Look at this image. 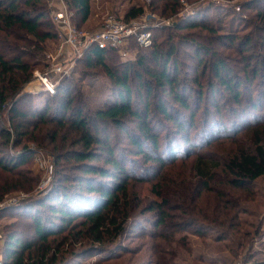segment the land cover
I'll list each match as a JSON object with an SVG mask.
<instances>
[{
	"label": "trees",
	"instance_id": "16d2710c",
	"mask_svg": "<svg viewBox=\"0 0 264 264\" xmlns=\"http://www.w3.org/2000/svg\"><path fill=\"white\" fill-rule=\"evenodd\" d=\"M65 1L81 22H86L90 0ZM215 2H202L199 12L206 15L205 11L215 8V24L184 18L168 28H158L177 33L199 31L182 34L181 39L168 35L158 43L153 34L151 45L142 47L140 53L144 54L134 60L122 58L115 49L89 47L77 64L100 67L112 83L114 100L88 115L83 107L91 111L90 101L81 86H73L72 77L63 79L54 94L43 92L44 103L38 95L23 93L34 78L45 42L57 39L58 31L43 0H0V203L24 196L19 204L1 212V216L12 212L21 216L4 227L3 264H72L78 253L105 251L108 245L134 230L146 229V225L154 229L152 238L168 243L189 228L200 237L215 229H240L241 197L215 190L211 184L222 169L234 176L223 182L224 186L246 190L264 176V147L257 146L256 152L251 148L237 150L223 162L218 157L203 159V154L226 141L237 142L257 125L253 123L259 121L256 110L263 98L241 94L240 80L230 70L233 58L218 54L213 45L234 51L242 73L248 75L250 68L252 76H246L247 81L259 74L264 81V12L256 10L263 52L251 49L250 56L248 47L255 46L254 39L248 35L238 41L232 27L226 31V14ZM245 3L243 9H252L256 2ZM152 4L162 15L171 17L179 12L180 0H152ZM143 14L142 8L132 9L125 18L130 21ZM184 46L193 51L191 57L197 66L193 76L180 79L178 53ZM257 53L262 63H253ZM109 55L120 62L110 66L106 61ZM148 56L152 65H148ZM134 66L153 80L142 82V76L137 75L139 100L133 98L129 81ZM208 71L209 96L202 81ZM216 81L229 93L228 102L221 104L214 98ZM151 96L155 103L150 102ZM27 100L30 105L26 107ZM260 135L258 132L256 142ZM36 148L52 155L53 180L46 193L39 191L38 177L24 168ZM191 160L192 173L186 175ZM142 184L148 185L154 196L147 205L137 191ZM214 191L215 213L207 216L201 202ZM163 242L153 245L159 256H165ZM156 264L165 263L157 257Z\"/></svg>",
	"mask_w": 264,
	"mask_h": 264
},
{
	"label": "rangeland",
	"instance_id": "374dc122",
	"mask_svg": "<svg viewBox=\"0 0 264 264\" xmlns=\"http://www.w3.org/2000/svg\"><path fill=\"white\" fill-rule=\"evenodd\" d=\"M185 4L179 5V12L171 17H166L161 14L160 11L154 9L152 0H90V15L86 22H81V17L76 15L75 12L70 8L65 0H43L46 9L48 10V18L54 21L56 14L63 13L67 19V25L55 22L56 30L58 31V38L55 40H47L44 44V53L40 54L39 65L36 66L35 72H49L51 73L52 80H55L57 75L51 72L53 66L51 67V60L49 56H53L56 62H61L60 64L66 65L67 62H73L70 70V76L72 81H74L73 86L78 88L81 86L83 88L84 94L88 97L90 101L89 111L88 107H83L84 114H91L96 108L105 107L110 101L114 100L112 93L110 92V87L112 83L107 75L101 71L100 67L90 68L86 66V63L77 64L74 61V49L71 44H67L66 37L70 29L78 30L87 34L99 32L106 19L109 16H113L118 20L126 21V15L132 9L142 8L144 14L137 19L140 23H155L157 27L148 28L149 31L158 39L157 43L162 41L167 36H172L175 39H181L180 36L185 33L198 32L197 30L187 31V29L182 30L177 33L174 30H164L158 28H168L178 20H183L187 18H194L195 20H200V22L209 21L215 24L218 20V11L216 9L205 11L206 15L199 14L202 10V2L206 0H201L200 2H194L193 0H184ZM256 2L252 5V9H243L245 2ZM215 5L217 8L221 9L220 12H224L226 17H224V26H226V31L232 27V34H236L239 38L238 41L248 38L251 36L254 40L255 46L251 45L248 47V55L252 56L253 51L262 53L260 49L261 44V34L257 33L260 27L258 17H256V10L264 12V0H233L228 3L225 0H216ZM248 6V5H247ZM238 8H240L238 10ZM256 31V32H255ZM260 34V35H259ZM178 35V36H177ZM153 40H151V43ZM151 43L149 45H151ZM137 44L136 40L133 38L129 40L126 45L124 52L127 57H122L124 59H135L137 55L139 57L144 54L140 53V49L145 47ZM217 50L218 54H228L233 58L231 59L230 67L231 72L234 73L236 80H240V92L243 96L249 97L252 95L256 99L261 96L262 103L259 110L256 113L259 117V121L253 123V128H249L243 133L242 136L237 138V142H228L217 145L210 149L208 153L203 154V159H216L218 157L219 162H223L225 158L229 156V153H234L240 149H252L256 150L257 146L264 147V96L262 95L264 91V81L259 74L254 78L253 81H247L246 76H252L250 68L248 70V75L242 73V65L239 64V58L233 50H228L221 47L220 44L213 45ZM253 49V51L251 50ZM178 58L180 62V79H187L189 76L195 74V67L197 66L195 61L192 59L191 55L193 51L189 47H179ZM119 51V50H118ZM148 51V50H147ZM123 52V51H122ZM224 53V54H223ZM257 53L253 57V63L258 60L262 63ZM204 56V54H202ZM264 57V56H263ZM262 57V58H263ZM148 65H152L150 57ZM209 59L208 57H205ZM107 64L110 66H116L118 58L115 55L107 56ZM251 61V62H252ZM171 65V64H170ZM169 65V68L171 66ZM242 66V67H241ZM151 68H157L151 66ZM157 70V69H156ZM34 78L30 81L23 89V93L27 95H38L41 103L45 101V94L43 95L42 84L35 80ZM88 75L86 76V74ZM137 75H141L142 82H153L149 78L145 71L139 69L137 66L132 67L130 78V86L133 92V98L136 100L141 99L137 96L138 81ZM210 76V71L206 73V77L202 80L205 85L204 93L209 96L211 95V88L206 87L208 85V79ZM146 79V81H144ZM141 82V83H142ZM83 84V85H81ZM215 96L220 103L228 102L231 97L228 92H224V88L217 81L213 83ZM154 86V84H153ZM154 89H157L154 87ZM144 92V91H143ZM112 99V100H111ZM156 100L154 96H151L150 102L155 103ZM211 102V101H210ZM30 100H27L24 105L27 107L30 104ZM247 111H250L248 109ZM252 122V121H251ZM260 132V141L256 142L257 134ZM30 146H34L30 143ZM20 149V148H19ZM15 148V150H19ZM51 149V148H50ZM14 152V149L12 150ZM35 154L32 158L24 165V168L30 170L32 176H37L39 181L38 189L40 192H47L51 182L53 180L54 164L52 161V155L49 152L41 148L34 149ZM256 152V151H255ZM15 154V153H14ZM194 162H189L186 168V175L192 173ZM222 165V164H221ZM219 176L216 177L212 188L219 191L229 192L235 196H240L242 200V205L240 206V213L237 223L240 225V229L236 227L234 230H218L209 231L205 237L197 236L193 233V229H186L184 232H179L176 234L174 241L171 243L163 242L160 239L152 238L150 232L153 231L150 225H146V229L134 230V233H130L125 239H121L120 247L117 242H114L107 246V250L94 249L88 253H78L75 262L72 264H156L157 257H161L165 264H264V176L260 177L252 184L246 187L244 191H235L230 187L223 185V182H228L233 179L234 176H228L226 172L219 170ZM225 174V175H223ZM4 176V175H2ZM227 177L229 179H227ZM137 191L139 192L142 201L147 205L150 200L154 198L150 192V187L148 185L142 184L137 186ZM41 193V195H45ZM43 195V196H44ZM201 206L203 214L207 216H214L215 210L213 205V198L215 197V191L208 193L203 196ZM24 196L15 197L0 203V205L8 208L9 206L19 204ZM26 198V197H25ZM17 200L19 202H17ZM138 212V211H137ZM2 215V214H1ZM0 215V260H4V227L6 224H10L18 217L21 218L15 212L5 213L3 216ZM178 221V218H174ZM145 231V232H143ZM183 236H186V241L183 240ZM221 236L219 239L218 237ZM163 242L164 243V253L165 256H159L156 253V248L153 245Z\"/></svg>",
	"mask_w": 264,
	"mask_h": 264
},
{
	"label": "built area",
	"instance_id": "2783aa9c",
	"mask_svg": "<svg viewBox=\"0 0 264 264\" xmlns=\"http://www.w3.org/2000/svg\"><path fill=\"white\" fill-rule=\"evenodd\" d=\"M244 1V0H243ZM181 4H185L184 0H180ZM240 8H238L239 10ZM142 16V15H141ZM54 21L67 25V19L63 13L56 14ZM157 27L155 23H140L137 20H118L113 16H109L102 29L97 33L87 34L80 32L78 30L70 29L68 37H66L67 44H71L74 49V61L81 60L85 57V52L91 46H97L100 49H115L119 50L122 57H127L124 49L126 48V43L135 39L137 44L140 46H146L151 43L152 34L148 28ZM123 51V52H122ZM51 60V67L53 66L51 72L57 75L55 80H52L51 73L49 72H35V80L41 83L43 92L54 94L58 84L65 78L70 76V70L73 65L71 61L66 65L60 64L61 62H56L53 56H49ZM128 59V58H127ZM72 71V70H71ZM4 206L0 205V215ZM4 260L0 264H3Z\"/></svg>",
	"mask_w": 264,
	"mask_h": 264
}]
</instances>
